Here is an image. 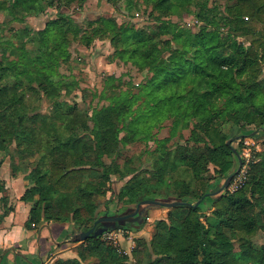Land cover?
<instances>
[{
  "label": "trees",
  "instance_id": "1",
  "mask_svg": "<svg viewBox=\"0 0 264 264\" xmlns=\"http://www.w3.org/2000/svg\"><path fill=\"white\" fill-rule=\"evenodd\" d=\"M107 1L114 6L125 2L129 11L142 4L152 7L150 15L159 13L157 21L177 12L190 13L194 7L201 27L193 32L169 25L147 32L113 19L90 23L91 32L80 38L87 48L95 40L109 41L114 60L131 63L152 76L136 94L113 93L108 97L111 104L94 110L92 116L77 114L76 107L60 110L63 105L56 104L50 119L62 120L61 125L49 124L45 115H31L26 95L20 91L29 86L35 93L34 84L51 93L63 85L70 87L59 70L70 62L69 47L80 34L62 19H55L42 31L25 28L18 32L19 44L0 42V47L15 57L0 61V153L7 154L15 143L21 155L40 152L41 162L48 159L45 169L38 166L27 179L30 186L21 199L31 205L28 226L43 220L72 222L75 233L86 232L99 219L95 197L107 194L113 177L120 182L129 178L118 195L122 202L138 206L146 197L155 196L187 203L170 208L167 218L156 222L143 263L264 264V246L257 247L254 242L259 232L264 233V151L240 190L219 192L224 186L220 182L237 171L238 150L232 144L246 137L240 131L247 127L264 131V0H228L224 12L210 7L207 0ZM53 6V0H0V11L15 14L14 20L39 17ZM136 104L147 107L146 111L135 110ZM179 115L197 122L190 138L193 145L169 150L166 144L170 139L157 140L154 125L148 122L175 118L172 133H177L179 122L185 120L176 117ZM226 124H230L229 133L224 131ZM40 134L46 136L45 141H38ZM138 141L160 146L156 151L159 157L142 176L137 174L140 166L128 160L120 163L128 146ZM3 163L0 157L2 195ZM209 165L217 169L218 185L204 179ZM180 169L186 178L173 181L169 173ZM189 177L198 181L196 190ZM171 184L176 198L161 192ZM150 185L158 191L139 193ZM1 201L7 199L1 197ZM10 210L5 204L0 218ZM101 238L91 236L81 243L79 259L55 264H83L91 258L98 264H125L126 258L113 247H105ZM137 242L147 247L143 239ZM236 242L240 243L238 251Z\"/></svg>",
  "mask_w": 264,
  "mask_h": 264
},
{
  "label": "rangeland",
  "instance_id": "2",
  "mask_svg": "<svg viewBox=\"0 0 264 264\" xmlns=\"http://www.w3.org/2000/svg\"><path fill=\"white\" fill-rule=\"evenodd\" d=\"M205 1V0H199ZM210 7H217L221 12H224L228 0H207ZM54 6L52 8H47L43 14L39 17H29L26 20H14L13 16L15 14H10L5 11H0V42H6L7 40L12 43L19 44L17 41V33L23 31L25 28L31 29V31H42L45 29L46 25L55 19H62L72 29H75L80 36L78 40L71 43L69 47L70 52V62L68 64L62 65L60 67L59 73L64 77L63 82L71 83L70 87L63 85L58 90L53 93L48 90L42 89L37 84H34V87L37 88V92L32 93L29 86H25L22 91L26 95V104L29 109L32 111L31 115L40 114L48 117L47 122L56 124H63L62 120L50 119V116L53 115V110L56 107V104H62L60 110L69 107H76L77 114L81 115L89 114L93 115L94 110L107 107L111 104V100L108 97H111L113 93H124L129 92L131 94H136L140 91V88L147 82V80L152 76L151 73L147 71H141L131 63H123L118 60H114L113 53L114 49L112 48L109 41H92L91 45L87 48L80 40L81 36L90 33L91 28L89 27L90 23H95L99 19H113L121 24H126L133 26L135 29L151 31L157 27L173 25L180 28L190 29L193 32H197L201 25L198 23L194 16L195 8H191L189 12H180L172 16H163L161 20H155L159 16V13H154L152 16V7H146L143 4L139 9L130 10L127 7L125 2L120 3L118 6H114L109 3L107 0H53ZM240 41H244L249 44V41L243 38H239ZM1 46V45H0ZM173 50L177 51L178 48L174 46ZM15 57L9 53V51L3 50L0 47V61L4 62L7 59H14ZM5 63V62H4ZM12 75V74H11ZM11 77H14L13 75ZM12 82H16L13 78ZM26 82V80H24ZM49 89V88H48ZM142 102L139 103L141 105ZM66 109V110H67ZM134 109H142L146 111L147 107L142 105L138 108V104L134 106ZM143 111V112H144ZM190 115V114H189ZM161 115H158V117ZM177 118L185 119L183 122H179L180 127L178 132L173 131L174 120L166 117L164 120H157V118L148 123H152L153 133L156 135L157 140L170 139L167 142L166 146L169 150L174 149L176 145H185L189 143L193 145L191 138V133L195 128L197 122L195 119H192L190 116H176ZM192 119V120H191ZM89 124L92 126V121H89ZM144 124V123H143ZM36 125V124H35ZM226 133L230 132V124H226L224 127ZM262 132L258 136H254V128L247 127L240 131V133L245 134L246 137L243 139L235 140L232 144L233 147L238 150V154L241 158L245 159L244 166H247L248 175L249 171L253 164H256L261 161V154L264 151V131H255ZM172 133V136H171ZM123 136V135H122ZM170 136V137H169ZM46 136L40 134L39 142L45 141ZM252 139V140H251ZM253 141L255 144H253ZM158 142H150L147 144L143 141H138L136 144L128 146L123 158L120 163H123L124 160H128L134 166H140V170L137 174L140 176L146 175L154 163V160L158 158L156 153L159 150ZM259 147V148H258ZM17 145L14 143L9 152L0 153V157L4 159V163L1 167V179L3 177L9 178H22L24 179L25 187L29 188L30 181L27 180L31 178V175L34 172V169L42 167L45 169L48 166V159H43L41 162L40 152H37L34 155H21L17 150ZM38 151V150H36ZM249 155L248 158L245 157V154ZM43 155V154H42ZM49 155H46L47 158ZM238 158V157H237ZM239 160V159H238ZM44 162V163H43ZM240 168V162L237 166V171ZM236 171V172H237ZM173 179L186 178L184 170L180 169L177 173H169ZM187 175V174H186ZM204 179L207 182L219 183V176L217 174V169L213 165H209V171L204 175ZM248 179V176H247ZM129 180L126 179L123 182H120L116 177H113L112 180L106 187L107 194L101 197H95L93 203L97 207L95 216L97 218H102L105 216V213L108 212L109 216L116 215H130L136 211V203L122 202L118 199L120 190ZM187 180L191 181V177ZM216 182V183H217ZM226 182V181H225ZM224 180L220 182V185L225 184ZM191 187L196 190L199 185L197 180L191 181ZM4 185L6 183L4 181ZM153 185V184H152ZM144 186L139 193L146 192L148 190H157L153 186ZM152 186V187H151ZM174 184L169 186V189H163L161 192L167 193L164 196L170 195L172 198H176L177 193L173 190ZM15 190H18V186L15 185ZM158 191V190H157ZM2 197L7 199L6 203H3L0 198V203L8 208L10 203V197L8 196V191L4 190ZM155 196L146 197L145 201H153ZM171 202V201H170ZM185 203V202H181ZM148 205H142L140 208V213L131 217L129 220L125 221L123 224H115V228L109 229L108 231L114 230H123L126 232V235L123 236L124 239L132 238L135 240V251L133 257L131 254L125 255L124 260L125 264H145L147 260V249L150 245L152 237L155 234V224L159 220L166 219L165 217L155 215L157 209L166 210L168 213V208L163 207H153L149 210L146 217H141L143 214L142 211ZM117 213V214H116ZM166 215V214H165ZM89 222L91 227L94 223ZM204 221V220H203ZM113 226L111 225L110 228ZM120 227V228H119ZM126 229H124V228ZM120 239V238H119ZM146 241L147 247L144 245L138 246V240ZM102 243L105 247H119L115 244H110L107 241L101 238ZM124 241V240H123ZM255 245L257 247L264 246V233L259 232L254 238ZM141 244V243H139ZM240 247V243L236 242L237 251ZM124 253L125 249H122ZM140 252L142 254V260L140 259ZM120 254V253H119ZM129 257V258H128ZM144 259V263H143ZM141 261V262H139ZM83 264H98V260L95 258L88 259L83 262Z\"/></svg>",
  "mask_w": 264,
  "mask_h": 264
},
{
  "label": "crops",
  "instance_id": "3",
  "mask_svg": "<svg viewBox=\"0 0 264 264\" xmlns=\"http://www.w3.org/2000/svg\"><path fill=\"white\" fill-rule=\"evenodd\" d=\"M261 133L254 131L253 134L258 136ZM3 181L10 197L8 207L11 210L0 218V264H55L57 261L79 259L78 249L83 242H76L75 237L79 233H75L74 224L43 220L38 225L28 226L31 205L21 200L27 190L24 179L3 177ZM15 185L18 190H15ZM166 212L165 209H157L153 217L159 215L167 218ZM3 213L4 206L0 203V217ZM116 245L119 246L115 248L120 255L131 254L133 257L136 246L134 239L120 238ZM122 249H125L124 253Z\"/></svg>",
  "mask_w": 264,
  "mask_h": 264
},
{
  "label": "water",
  "instance_id": "4",
  "mask_svg": "<svg viewBox=\"0 0 264 264\" xmlns=\"http://www.w3.org/2000/svg\"><path fill=\"white\" fill-rule=\"evenodd\" d=\"M237 140V139H235ZM233 143V140L228 142V145H231ZM237 157L239 159L240 162V166H242V158L240 157L239 154H237ZM239 172L238 171L235 173L237 174ZM235 174L231 175L228 177V179L226 180L223 188L220 189V191H223L224 189H228L230 186V183L232 182V180L235 177ZM219 191V192H220ZM171 201V202H170ZM183 204H187V203H181V202H177L174 201V199H162V200H153V201H143L141 204H139L136 207V211L133 214L130 215H116V216H104L100 219H98L94 226L86 231V232H82L76 235V242H85L88 238H90L91 236H94L95 238L102 236L106 231L109 230L110 226L112 225V228H115V224H123L125 221L129 220L131 217L137 215L138 213H140V208L142 205H148V207L145 209V211H142L143 214L141 215V217H146L149 210L153 207H163V208H174ZM200 204V201L195 205L196 207ZM101 224L102 227L97 229V226Z\"/></svg>",
  "mask_w": 264,
  "mask_h": 264
},
{
  "label": "built area",
  "instance_id": "5",
  "mask_svg": "<svg viewBox=\"0 0 264 264\" xmlns=\"http://www.w3.org/2000/svg\"><path fill=\"white\" fill-rule=\"evenodd\" d=\"M251 142L253 144H255L253 141H251ZM245 157L248 158L249 155H247V153H246ZM242 161H243V158H242ZM244 162H245V159H244ZM247 176H248L247 166H244V163H242V166H240V168H239V172L237 174H235V177L232 180V182L230 183V186H229L228 190L231 193H234V192H237L238 190H240L245 185V183L247 181ZM124 235H126L125 231H123V230H114L112 232L111 231H106L102 236H103V240L107 241L110 244H115L116 245V244H118L119 238H123Z\"/></svg>",
  "mask_w": 264,
  "mask_h": 264
},
{
  "label": "flooded vegetation",
  "instance_id": "6",
  "mask_svg": "<svg viewBox=\"0 0 264 264\" xmlns=\"http://www.w3.org/2000/svg\"><path fill=\"white\" fill-rule=\"evenodd\" d=\"M101 227H102V225H101V224H99V225L97 226V229H98V228H101ZM109 229H110V228H109Z\"/></svg>",
  "mask_w": 264,
  "mask_h": 264
}]
</instances>
